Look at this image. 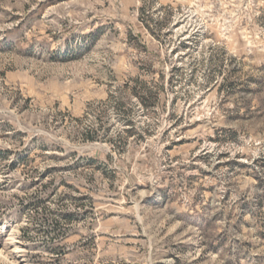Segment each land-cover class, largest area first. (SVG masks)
Masks as SVG:
<instances>
[{
	"label": "rangeland",
	"instance_id": "rangeland-1",
	"mask_svg": "<svg viewBox=\"0 0 264 264\" xmlns=\"http://www.w3.org/2000/svg\"><path fill=\"white\" fill-rule=\"evenodd\" d=\"M0 264H264V0H0Z\"/></svg>",
	"mask_w": 264,
	"mask_h": 264
}]
</instances>
